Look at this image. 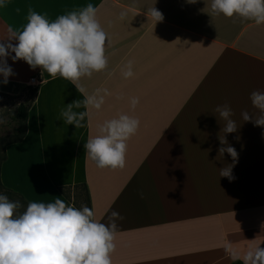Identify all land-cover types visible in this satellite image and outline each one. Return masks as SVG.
Here are the masks:
<instances>
[{
  "label": "crops",
  "instance_id": "crops-1",
  "mask_svg": "<svg viewBox=\"0 0 264 264\" xmlns=\"http://www.w3.org/2000/svg\"><path fill=\"white\" fill-rule=\"evenodd\" d=\"M89 3L108 37V63L78 83L88 94L101 88L110 95L87 110L82 126L67 125L60 109L83 99L73 83L6 57L13 74L0 93L22 100L26 89L36 93L25 135L6 145L1 184L28 202L74 204L58 187L84 183L96 220L107 224L111 211L122 217L112 264H231L225 240L241 255L260 241L264 247V128L241 118L258 115L249 94L264 91V23L213 15L211 0H6L0 40L8 26L25 24L29 9L54 20ZM152 6L163 15L155 24ZM129 60L134 75L124 79ZM130 97L138 98L135 109ZM225 103L238 127L225 134L238 153L232 181L219 177L232 163L217 152L225 121L214 109ZM119 114L140 122L126 142L125 166L97 168L83 143Z\"/></svg>",
  "mask_w": 264,
  "mask_h": 264
},
{
  "label": "clouds",
  "instance_id": "clouds-1",
  "mask_svg": "<svg viewBox=\"0 0 264 264\" xmlns=\"http://www.w3.org/2000/svg\"><path fill=\"white\" fill-rule=\"evenodd\" d=\"M188 2L195 3L196 0ZM5 4L6 0H0V8ZM149 11L154 24L163 20L162 13L153 6ZM210 11L213 15L236 16L257 25L264 23V0H211ZM123 15L121 13V17ZM107 40V34L97 19V8L91 3L54 20L29 9L25 24L20 28L8 26L6 37L0 40V83L6 84L13 74L6 64V57L13 62L23 60L30 69L39 67L53 79L59 76L72 82L83 99L64 104L59 118L67 125L80 127L88 115L87 110H99L105 96L110 95L107 89L101 88L88 94L78 83L82 77L106 69ZM121 75L124 79L134 75L131 60L122 66ZM249 100L258 115L254 117L243 111V122L251 121L254 126L264 128V91H252ZM137 103V97L129 98L131 109H135ZM81 107L85 111L73 110ZM214 111L225 121L224 134L218 137L221 147L217 152L221 157L227 153L232 160L231 164L219 168V177L232 181V167L238 153L228 144L225 134L236 132L238 127L231 119L233 113L228 104L217 105ZM139 123L137 118L128 114H119L98 123L95 134L83 143L87 159L100 169L123 168L126 142L137 132ZM21 207L19 201H10L6 195L0 194V264H112L116 220L122 219L117 211L108 214L106 224L96 220L89 207H76L59 198L48 203L29 202L23 211H20ZM261 243L249 246L243 255L228 240L222 247L233 262L264 264Z\"/></svg>",
  "mask_w": 264,
  "mask_h": 264
},
{
  "label": "rangeland",
  "instance_id": "rangeland-1",
  "mask_svg": "<svg viewBox=\"0 0 264 264\" xmlns=\"http://www.w3.org/2000/svg\"><path fill=\"white\" fill-rule=\"evenodd\" d=\"M30 92L31 88H28L24 91L23 100L21 98L0 93V120H3V123H0V160L4 156V152L6 154V144L12 141L15 137L14 129L17 124L15 121L10 119V113L15 110L19 103L27 102ZM68 192V195H70V200L73 199L75 204L79 206H86V197L80 184L76 185ZM0 194L6 195L10 201H19L22 205L20 211H23L27 205L21 196L7 191L2 185H0Z\"/></svg>",
  "mask_w": 264,
  "mask_h": 264
},
{
  "label": "trees",
  "instance_id": "trees-1",
  "mask_svg": "<svg viewBox=\"0 0 264 264\" xmlns=\"http://www.w3.org/2000/svg\"><path fill=\"white\" fill-rule=\"evenodd\" d=\"M35 93H36V90L34 88H31V92H30V95L28 97V100L27 102H21L18 104V106L15 108V110H13L11 113H10V119H12L13 121L16 122L17 126L15 127L14 129V139L12 141H10L9 143H15V142H18L20 141L23 136L25 135L26 133V119H27V112H28V108H29V105L31 103V101L33 100L34 96H35ZM8 143V144H9ZM7 145V144H6ZM5 152H4V156L1 158L0 160V164L2 162V160H4L5 158ZM0 185L1 182H0ZM82 186V189L84 190V194H85V197H86V206L90 208V205H89V196H88V193H87V189H86V185L83 183V184H80ZM3 186V185H2ZM76 185H74L73 187L72 186H61V187H58V190L68 199L70 200V195H68V191H70V189H73ZM4 187V186H3ZM5 188V187H4ZM7 191H10L12 193H15L17 194L18 196H21L23 198V196L15 191H12L11 189H8V188H5ZM24 199V198H23ZM25 200V199H24ZM25 203H29L28 201L25 200ZM75 204V203H74ZM76 207H80L79 205L75 204ZM231 264H241V261H235Z\"/></svg>",
  "mask_w": 264,
  "mask_h": 264
},
{
  "label": "built area",
  "instance_id": "built-area-1",
  "mask_svg": "<svg viewBox=\"0 0 264 264\" xmlns=\"http://www.w3.org/2000/svg\"><path fill=\"white\" fill-rule=\"evenodd\" d=\"M40 81H41V79H38V77H36V76L31 77V79H30V83H31L32 85H37V84L40 83Z\"/></svg>",
  "mask_w": 264,
  "mask_h": 264
}]
</instances>
